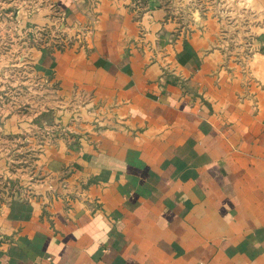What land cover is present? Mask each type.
<instances>
[{
	"label": "crops",
	"instance_id": "1",
	"mask_svg": "<svg viewBox=\"0 0 264 264\" xmlns=\"http://www.w3.org/2000/svg\"><path fill=\"white\" fill-rule=\"evenodd\" d=\"M49 3L27 20L62 43L58 106L2 179L0 264H264V13Z\"/></svg>",
	"mask_w": 264,
	"mask_h": 264
},
{
	"label": "rangeland",
	"instance_id": "2",
	"mask_svg": "<svg viewBox=\"0 0 264 264\" xmlns=\"http://www.w3.org/2000/svg\"><path fill=\"white\" fill-rule=\"evenodd\" d=\"M50 1L0 0V193L2 179L10 178L11 170L24 173L27 163L39 157L43 133L37 131L42 127L36 122L58 106L59 88L43 77L38 63L44 49L62 43L58 33L45 35L27 20L42 13ZM203 1L189 0V4L197 8ZM255 1L227 0L225 8L234 12V4L239 3L245 17L252 5L261 17L264 10L255 7Z\"/></svg>",
	"mask_w": 264,
	"mask_h": 264
}]
</instances>
